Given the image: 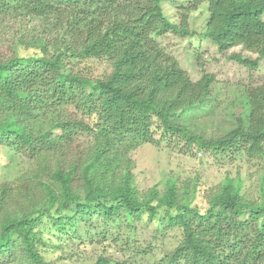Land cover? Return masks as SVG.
<instances>
[{"label":"trees","instance_id":"16d2710c","mask_svg":"<svg viewBox=\"0 0 264 264\" xmlns=\"http://www.w3.org/2000/svg\"><path fill=\"white\" fill-rule=\"evenodd\" d=\"M163 2L0 0V17L41 22L0 58V145L32 162L18 180L0 183V264H71L42 257V234L77 231L93 216L128 226L146 216L162 231L178 229L181 242L152 264H264V207L242 200L239 181L225 180L201 212L189 199L178 203L172 181L161 194L151 188L140 195L130 159L141 145L157 146L161 129L214 152L262 153L264 82L246 91L245 129L239 120L223 139L201 141L171 120L201 104L214 79L193 82L157 39L192 35L188 15L205 3L201 35L219 52L241 46L257 54L229 56L256 69L264 58V0H194L176 10V20ZM89 59L106 61L109 70L92 78L66 66ZM56 110L64 116L47 121ZM134 261L98 256L93 264Z\"/></svg>","mask_w":264,"mask_h":264},{"label":"rangeland","instance_id":"374dc122","mask_svg":"<svg viewBox=\"0 0 264 264\" xmlns=\"http://www.w3.org/2000/svg\"><path fill=\"white\" fill-rule=\"evenodd\" d=\"M163 1L164 12L170 20L176 18V10L194 2ZM188 16V29L193 32L192 35L176 36L168 33L157 39V42L165 53L175 58L193 82L204 74H210L214 82L201 104L181 111L171 120V124L184 128L192 137L201 141L215 142L234 130L239 120L243 129L246 128V91L264 82V58L258 59L256 69H249L230 60L229 56L240 54L255 60L257 54L241 46L219 52L216 44L205 39L201 35L208 19L205 3ZM39 27L41 22L38 19L0 17V58L11 53L12 45L19 36L25 37L32 30L38 32ZM69 63L72 71L92 78L109 70L104 60L67 62L66 66ZM57 115L63 117L64 110L50 113L47 121ZM46 128L45 125L44 130ZM161 130L154 131L155 139L159 140L157 146L144 144L130 153L133 183L140 195L151 188L161 194L167 182L172 181L177 188L178 203L189 199L193 207L204 212L210 198L229 179L241 183L240 194L244 202L264 207V142L263 151L257 156H251L245 150L237 152L236 149L214 152L199 147L194 140L189 141L182 134L162 135ZM84 142L81 138L72 147ZM31 168V161L0 145V183H13ZM50 231L46 230L42 234L46 245H39L42 257L49 263L93 264L98 256L112 260L132 256L135 264H152V261L171 252L181 242L178 229L162 231L157 221L150 222L146 216L142 221L129 226L125 222L115 223L93 216L79 222L77 231Z\"/></svg>","mask_w":264,"mask_h":264}]
</instances>
